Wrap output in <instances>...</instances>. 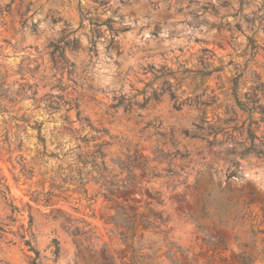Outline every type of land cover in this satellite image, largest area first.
<instances>
[{
  "label": "clouds",
  "instance_id": "clouds-1",
  "mask_svg": "<svg viewBox=\"0 0 264 264\" xmlns=\"http://www.w3.org/2000/svg\"><path fill=\"white\" fill-rule=\"evenodd\" d=\"M10 2L0 0V12ZM16 4L22 15L10 29L0 28V84L11 100L0 99V157L5 161L0 173V264H32L33 256L24 245L29 240L40 252L36 264H264V124L254 142L247 134L220 137L223 142L214 149L206 141L172 147L154 135L173 123L168 116L173 101L169 90H162L164 82L178 97L191 94L187 81L177 82L183 68L197 66L194 57L188 58L189 50L199 55L195 41L215 40L213 25L223 22L233 37L228 52L241 53L245 37L264 27V0H16ZM244 17L254 18L251 30ZM105 21L111 22L112 31ZM237 23L243 35L236 32ZM259 34L264 37V32ZM61 38L78 39L79 49H65L69 63L57 56L53 68L49 44ZM231 58L218 54L226 72ZM205 60L217 66V58ZM149 64L154 65L152 72ZM18 65L23 69L20 74ZM162 66L164 74L158 71ZM29 84L38 93L35 98ZM57 84L75 92L62 93L54 87ZM153 91H162L159 103L152 98ZM98 93L117 107L98 101L87 108L82 104L81 115L90 118L91 126L77 120L75 109L69 111L63 102L57 101L59 107L52 111L44 99L45 94L72 99ZM191 115L199 113L192 109ZM21 116L27 123L18 119ZM254 119L259 121L260 114ZM149 121L153 127L142 132ZM37 123L43 124L44 143L37 139ZM85 137L89 142L82 144ZM21 141L22 150L17 151ZM102 142L103 155H87ZM52 152L56 158L48 155ZM77 154L84 155L86 164L76 161ZM42 176L57 183L61 177L71 179L37 213L41 223L22 228L23 215L14 223L7 219L16 215L9 205L26 209L32 200L42 204ZM72 189L80 195L71 194ZM56 205L64 211L57 213ZM53 238L60 240L59 253ZM200 249L208 254L193 260ZM105 252L107 259L101 255ZM181 253L189 260L182 261Z\"/></svg>",
  "mask_w": 264,
  "mask_h": 264
},
{
  "label": "rangeland",
  "instance_id": "rangeland-1",
  "mask_svg": "<svg viewBox=\"0 0 264 264\" xmlns=\"http://www.w3.org/2000/svg\"><path fill=\"white\" fill-rule=\"evenodd\" d=\"M226 6L227 4L221 5V7ZM28 10L30 9H25V11ZM204 11H208V7H205ZM212 11L213 13H216L217 10L212 8ZM21 15L22 13L20 12L19 6L16 4V0H11V2L6 5L5 9L0 12V28L4 30L10 29L16 23V17ZM243 20L245 24L249 25V30H251L254 18L244 17ZM104 23L109 27V30L112 31L111 22L105 21ZM213 27L216 29L217 38L211 41H201L200 39L195 41V44L197 45L196 51L199 52V55H197L196 52L189 50L188 58L191 59L194 57L197 66L193 68H183L181 73L182 79L177 82L179 85L184 81H187L186 86L191 89V94L181 98L177 96L176 92L170 90V86L167 81H165L164 85H162V90L165 88L169 90V99L173 101L172 107L168 113L169 119H171L173 123L168 127L166 132H156L154 135H158L163 143L170 144L172 147H176L177 144L206 141L207 147L214 149L217 144L223 142V140L218 138L223 137L224 140H228L234 139L236 135L245 134H247L249 138L250 130L259 138L258 134L261 132V125L264 124V120L259 119L258 121L254 119V114L259 113L258 110L250 113L249 111L241 109L237 105V100L246 101L248 98L249 100H253V102L257 100L255 105L260 104L261 107H264V104L261 103V100L264 99V37H261L259 34L260 32H264V27H261L258 31L253 32L251 36L245 37L246 44L244 46V50L238 54L235 53L234 49L232 53L228 52V49L232 48L233 37L231 28L229 27L227 32H225L226 25L223 22L220 24H214ZM234 27L236 32L241 35L244 34V29L240 23H237ZM123 31H127V29H124ZM5 42L10 43V41ZM112 43L114 42H110V46ZM201 44L203 45L202 47H200ZM61 45H63V47H61ZM49 47L52 48V52L48 54V57L52 60V67L55 68L57 56L59 59L64 60L66 64L69 63L65 55V49L70 47L74 52L78 51L79 41L78 39L66 41L61 38V40L55 44H49ZM94 47L95 45L93 44V48ZM91 50L92 49H90V51ZM179 51H183V49H180ZM219 53L232 55V58L227 61V65L231 66L228 72L225 71L226 66L220 63L218 59ZM205 56H207L209 60L217 58V66L212 67L205 60ZM244 57H247V59H243ZM74 68L75 64L73 63L67 72L69 80H71ZM36 70H39V65ZM147 70L148 72H152L154 70V65H147ZM22 71V67L18 65L17 74H20ZM158 71H161V74H164L163 66L162 69ZM155 78L159 79L158 76ZM21 79H23V76H21ZM72 83L74 84L75 81H72ZM150 86L151 83L146 85V87ZM28 87L32 90L33 98H35L38 93L34 90V86L29 84ZM54 87L60 88L62 93L75 92V89L71 86L64 87L61 84H57ZM234 88H236V95L234 94ZM143 91L144 90L142 89L141 94ZM172 93H174V97H172ZM161 95L162 91H153L152 98L159 103ZM204 97H207V99H204ZM0 99L9 100V103H11V100L8 97V89L4 88L2 84H0ZM44 99L48 101L47 108L52 111H56L58 109L59 105L56 103L57 101L63 102V104L67 105L69 111L75 109L76 119L78 120V112L81 118L86 119L83 121L89 123L90 126V118L88 116L81 115L82 104L85 108H87L93 101H98L99 103H108L110 108L117 107V105L109 103L108 98L101 97L99 93L94 97L81 94L79 96L72 97V99H65L63 95L53 97L49 94H45ZM145 106H147V101L145 102ZM192 109H195L199 113V115L195 118H192ZM125 110L127 111L128 109L126 108ZM13 119L15 120L17 118L14 117ZM18 119L27 123V118L24 116H21ZM162 124L163 121H161V125ZM34 127L37 130V139L39 140L38 136H41L40 131L43 128V124L37 123ZM151 127H153V125L152 122L149 121L145 127L141 129V131L144 132ZM190 128H195L196 131L193 132ZM94 130L101 131V129L98 128ZM103 132L104 134H107V129H103ZM208 137H212V139L209 140ZM92 139L96 138L93 137ZM88 142L89 140L87 137L81 138L82 144H87ZM105 144L106 142H103L102 151ZM22 147V141L16 144L17 151H21ZM157 151H159V149H157ZM48 155L51 158L57 157L56 152L48 153ZM87 155L89 156V153H87ZM11 159V156L8 157L7 163H11ZM82 159H85L84 155L77 154L76 161L81 165H83L81 162ZM4 165L5 161L3 157H0V173L4 171ZM60 167L61 166L57 167L55 174L58 177L60 176ZM78 171H80V169L76 168V177ZM41 179L43 181L45 193L47 191H52V193L57 194L69 182L71 177H61L60 183H57L51 177L42 176ZM65 190L67 191V189ZM71 194L80 195V193L75 192V189L71 190ZM147 196L150 199L151 193H147ZM55 197L56 195L52 196L51 200ZM49 204L50 203L45 202V200L42 204H38L36 200H32V203L28 204L26 209H21L19 206L14 204L9 205L10 211L15 209L16 215H9L7 219L14 223L21 215H23L24 223H22L20 227L23 228L26 224L29 228H31L33 225L41 223V217L37 213L40 210L47 208ZM56 209H60V213L64 211V209L59 207V205L55 206V210ZM0 211H2V209H0ZM53 219H55V216H53ZM33 235H35V233H33ZM54 241L57 242V253H59L60 240L53 238V244H55ZM24 245L27 252L31 253L33 256L32 264H36V260L40 257V252L37 250L38 255L34 261V251L30 250L25 242ZM206 254H208L207 249L197 250L192 259L195 260L197 258H202ZM101 255L104 259L108 258V254L106 252ZM180 259L182 261H188L189 257L184 253H181Z\"/></svg>",
  "mask_w": 264,
  "mask_h": 264
},
{
  "label": "trees",
  "instance_id": "trees-1",
  "mask_svg": "<svg viewBox=\"0 0 264 264\" xmlns=\"http://www.w3.org/2000/svg\"><path fill=\"white\" fill-rule=\"evenodd\" d=\"M235 92H236V88H234V94L236 95ZM173 94H174V93H172V97H174ZM247 100H248V101H247ZM256 102H257V100H255V102H253V100H249V99L247 98L246 101L237 100V105H238L241 109L246 110V111H249L250 113L253 112V111H255V110H258V112H259V114H260V119H261V120H264V107H261L260 104L255 105ZM77 118H78V120H86L85 118H81V117L79 116V113H78V112H77ZM249 132H250V133H249V139H250V140H252V141L254 142L256 139H259V138L254 134V132H252L251 130H250ZM38 138H39L40 142H42V143L44 142V138H43V137L38 136ZM102 146H103V142H102V143H98L97 145H94V147H95V153H91V152H90V153H89V156H94L95 154L103 155L104 153H103V151H102ZM81 162H82V164H85V163H86V160H85V159H82ZM77 178H80V180H81V185H82V184H83V179H82V175H81V172H80V171H78V173H77ZM84 192H86V189H84ZM54 195H57V194L52 193V191H47V192L45 193V198H44L45 202L50 203V202H51V198H52V196H54ZM55 211H56L57 213H60V209H56ZM151 211H152L151 209H148V212H151ZM54 242H55V245H57V242H56V241H54ZM25 243H26V245L29 247L30 250L34 251V254H35L34 261H35L37 255H38L37 250L34 249V248L31 246L32 244H31V241H30V240H29V241H25ZM55 251L58 252V246L56 247Z\"/></svg>",
  "mask_w": 264,
  "mask_h": 264
}]
</instances>
